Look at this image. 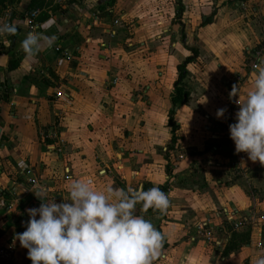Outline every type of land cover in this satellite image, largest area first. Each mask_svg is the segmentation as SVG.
Returning <instances> with one entry per match:
<instances>
[{
    "label": "crops",
    "instance_id": "obj_1",
    "mask_svg": "<svg viewBox=\"0 0 264 264\" xmlns=\"http://www.w3.org/2000/svg\"><path fill=\"white\" fill-rule=\"evenodd\" d=\"M93 1L40 21L30 52L24 13L1 35L0 250L25 231L26 210L41 203L36 192L60 203L70 180L90 181L93 190L168 184L166 212L136 208L164 237L153 264H255L264 255V223L232 226L264 216V167L235 153L229 125L238 97L229 93L238 85L242 100L253 84V52L264 59V0H116L111 18L97 10L105 0ZM55 45L71 58L58 59ZM192 48L198 56L187 66L190 98L174 114L179 129L169 176L170 98L176 67ZM113 79L116 85L108 84ZM58 90L62 98H55ZM220 108L227 111L218 119ZM25 167L45 190L27 183ZM210 218L219 237L247 234V241L226 255L228 242H191L196 225ZM12 246L0 264H32L18 240Z\"/></svg>",
    "mask_w": 264,
    "mask_h": 264
},
{
    "label": "clouds",
    "instance_id": "obj_2",
    "mask_svg": "<svg viewBox=\"0 0 264 264\" xmlns=\"http://www.w3.org/2000/svg\"><path fill=\"white\" fill-rule=\"evenodd\" d=\"M13 31L8 25L0 27V33ZM35 41L29 36L24 49L30 52ZM252 77V88L242 100L238 85L229 93L230 98L238 97L229 134L236 154L246 153L248 160L264 167V59L254 65ZM226 111L218 109L217 118L224 117ZM90 184L70 180L68 199L60 203L47 194L34 193L40 206L26 210L25 231L15 234L13 243L18 240L27 249L32 264H153L164 237L151 220L136 214V208L166 212L168 194L157 186L93 190ZM255 264H264V255Z\"/></svg>",
    "mask_w": 264,
    "mask_h": 264
},
{
    "label": "built area",
    "instance_id": "obj_3",
    "mask_svg": "<svg viewBox=\"0 0 264 264\" xmlns=\"http://www.w3.org/2000/svg\"><path fill=\"white\" fill-rule=\"evenodd\" d=\"M241 8H244V5L241 4L240 5ZM96 18V17H95ZM24 21L26 24V27L28 29V35L29 36H33L35 33H38L40 28H41V22L39 21V11L38 10H33L30 11L28 13L24 14ZM114 25H119V22L117 20H115ZM4 25H8L10 27H12V23L11 22H5L1 27H3ZM8 34L7 32L5 33H0V35H6ZM52 52H54L56 54V57L59 59H65V60H69L70 57V53L69 50L61 45H55L54 47H52ZM253 60L254 63L252 64V69H254V65L258 64L260 61V52L259 51H254L253 52ZM117 81L116 79H113L112 81H108V84L111 85H116ZM63 97V92L61 91H57L55 93V98H62ZM235 106V104H234ZM236 107V106H235ZM51 133L48 134L47 132L43 133V138L44 139H48L50 138ZM60 152V150H59ZM23 174L26 177V181L27 183L32 186V187H37L39 189H44L46 188L45 184L40 180L39 177L35 176L34 171L30 168V167H25L23 170ZM220 216L217 215V218H219ZM259 220V221H258ZM264 223V216L263 217H259V219L255 218H241L239 220L238 223H235L232 228L234 230L243 227V226H257L258 224H262ZM219 227V226H218ZM258 237V241L256 242V246L258 248H261L263 246V243L261 241V233L259 232L257 234ZM230 239V235L226 234L223 237H219L218 236V232H217V227L213 222V219H208L205 220L201 223H199L198 225H196L195 227V234L190 238L191 242H197L198 240H201L204 244L207 245H215L217 247H220V245L222 244H226ZM13 241H11V243L9 244V246L6 249H2L0 250V257L1 259H6L10 253H12L13 251Z\"/></svg>",
    "mask_w": 264,
    "mask_h": 264
},
{
    "label": "trees",
    "instance_id": "obj_4",
    "mask_svg": "<svg viewBox=\"0 0 264 264\" xmlns=\"http://www.w3.org/2000/svg\"><path fill=\"white\" fill-rule=\"evenodd\" d=\"M182 13V6L179 5V8L177 9V18H180ZM210 19L207 20L209 22ZM198 56V51L195 48L190 49V56L185 58L182 63L178 64L176 69H177V80L175 83V87L173 90V93L171 94L170 102H171V109L168 112V119H167V126L170 128V147L167 149L165 152V161H166V168L165 171L167 175L172 174V168L170 166V151L173 149L176 141H177V131L179 127L176 125L174 121V114L175 110L180 108L182 105L188 102L190 98V88L186 82V78L188 76V71H187V66L194 62ZM13 68V63L9 64V69ZM168 184H165L162 187H159L161 191L166 192ZM229 230V229H228ZM229 232V231H228ZM247 234L244 235H238L233 233L231 235L230 240L228 241L227 247L224 249L223 254L226 255L230 251H233L236 246H237V241L241 240V242L247 241Z\"/></svg>",
    "mask_w": 264,
    "mask_h": 264
},
{
    "label": "rangeland",
    "instance_id": "obj_5",
    "mask_svg": "<svg viewBox=\"0 0 264 264\" xmlns=\"http://www.w3.org/2000/svg\"><path fill=\"white\" fill-rule=\"evenodd\" d=\"M88 1L90 3H94L93 0H0V27L5 22H13L15 15L16 14L18 15V13L25 14L33 10H38L39 21H43L45 18L49 17L54 12L63 9L62 7L64 6L68 7L74 4H81V3L86 4ZM115 2L116 0H105L104 5L100 6L101 9L98 8L97 10L102 15L111 18V15H115V11L113 10L114 9L113 6ZM102 10L103 11L106 10L108 14L104 13ZM86 30L90 31L89 29ZM5 37L6 36L0 35V45L1 43H3L2 41H4L3 39ZM194 178L198 179L199 175H196Z\"/></svg>",
    "mask_w": 264,
    "mask_h": 264
}]
</instances>
